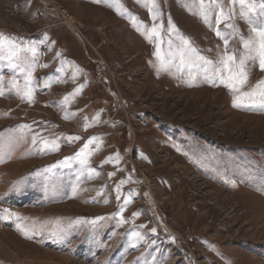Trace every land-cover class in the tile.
<instances>
[{
	"label": "rangeland",
	"instance_id": "374dc122",
	"mask_svg": "<svg viewBox=\"0 0 264 264\" xmlns=\"http://www.w3.org/2000/svg\"><path fill=\"white\" fill-rule=\"evenodd\" d=\"M210 2L0 0V264H264V107L216 77L264 16Z\"/></svg>",
	"mask_w": 264,
	"mask_h": 264
},
{
	"label": "snow or ice",
	"instance_id": "6c2138e0",
	"mask_svg": "<svg viewBox=\"0 0 264 264\" xmlns=\"http://www.w3.org/2000/svg\"><path fill=\"white\" fill-rule=\"evenodd\" d=\"M203 3V0H201ZM241 5V10L245 15L250 17L251 13L257 12L259 10L261 16H264V0H239ZM222 0H215L213 3H209V10L218 13V18L216 23H223L226 20L231 19L232 13H225L223 7L221 6ZM152 5L155 7V0H152ZM157 18V13H153V20ZM251 18V17H250ZM205 19H207V12L205 13ZM230 29L235 28L233 25L229 24L227 26ZM251 35L243 40V47L245 49V54L241 57H237L234 54H228L227 44L228 37H225V54L219 61L218 71L216 72V77L219 80L220 84H223L228 88L235 96V105L240 106L244 103H249L252 105H259L264 107V80L258 81L250 90L244 91V88L248 85L249 74L247 72V62L249 60H259V66L261 70H264V19L259 21V24L252 28ZM152 35H158L157 27H152ZM220 34L219 31L217 33ZM233 33H229L231 36ZM151 40V36H149ZM5 44L8 45V48L5 49ZM9 53V61L12 64L14 69H19L25 73V84L21 87L15 80L12 82L17 89V92L21 95L23 99L32 100L34 89L32 87V71L34 69L25 70L23 65L16 60V52L18 49L15 48L14 43L10 42L8 37H5L3 34H0V53L4 51ZM155 55L157 59L161 61L163 66L166 61L161 56L160 51L158 50ZM68 102V97H65V103ZM21 127L27 128V125ZM69 140L78 139V137H69ZM35 142V141H34ZM55 150H58L59 145L55 142H52ZM47 145L48 142L45 141ZM87 148V145L85 146ZM83 152V150H82ZM81 163L87 164V159L81 161ZM18 216L17 213L10 212L8 209H3L0 211V219H10L11 217Z\"/></svg>",
	"mask_w": 264,
	"mask_h": 264
},
{
	"label": "bare ground",
	"instance_id": "6f19581e",
	"mask_svg": "<svg viewBox=\"0 0 264 264\" xmlns=\"http://www.w3.org/2000/svg\"><path fill=\"white\" fill-rule=\"evenodd\" d=\"M60 12H61V13L63 14V16L65 17L66 22L68 23V25H69L71 28L75 29L76 26H75L74 20H73V18H72L70 15H68L67 11L60 10ZM20 252H23V251L20 250ZM12 260H13V259H12Z\"/></svg>",
	"mask_w": 264,
	"mask_h": 264
}]
</instances>
